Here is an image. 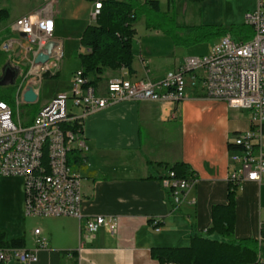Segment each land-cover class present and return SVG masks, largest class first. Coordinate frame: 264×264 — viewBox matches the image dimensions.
<instances>
[{"label": "crops", "instance_id": "0c3cea01", "mask_svg": "<svg viewBox=\"0 0 264 264\" xmlns=\"http://www.w3.org/2000/svg\"><path fill=\"white\" fill-rule=\"evenodd\" d=\"M40 3L38 0L23 14L34 11ZM88 24H81L79 33ZM146 30L141 43H135L136 29L132 38L134 72L107 69L95 85L97 92H104L112 76L157 81L176 69L185 56H194L189 52L193 47L185 49L159 31ZM54 35L62 37L59 29ZM74 48L87 51L76 44L66 48V55L70 56ZM10 54L15 57L19 53ZM74 61L73 70H77L80 60ZM57 73L61 76V69ZM201 87L200 82L196 88H188L186 98L176 104L123 100L84 117L81 137L87 150H77L82 162L70 165L80 177L82 218L26 216L22 184L20 218L5 221L0 230L6 232L8 240L23 236L24 247L35 250L36 259L6 264H160L150 255L152 247H186L191 236L204 234L212 224V206L227 203L229 171L235 166L228 148L231 136L248 129L250 118L241 119L224 101L205 97ZM67 92L50 94L32 116L24 118L23 125L30 124L51 97ZM178 162L185 164L186 175L196 180L184 202L174 208L166 176ZM235 201L234 238L259 239L264 227V184L241 182ZM96 215L115 217V232L106 225L96 232H86L85 218ZM153 218L160 219L158 228ZM35 227L47 242L45 248L37 247ZM260 261L264 263V254Z\"/></svg>", "mask_w": 264, "mask_h": 264}, {"label": "built area", "instance_id": "2783aa9c", "mask_svg": "<svg viewBox=\"0 0 264 264\" xmlns=\"http://www.w3.org/2000/svg\"><path fill=\"white\" fill-rule=\"evenodd\" d=\"M57 2L41 0L34 11L19 15L9 25L10 35L0 42V50L19 53L13 58L15 67L27 68L17 86V108L25 103L22 94L28 87L38 96L43 77L59 71L63 50L62 40L54 35ZM100 2L95 0L90 10L94 21L101 8ZM245 24L252 29L249 39L236 40L226 33L209 53L185 57L176 69L157 81L112 76L106 81L104 92L99 93L94 85L88 84L90 78L79 68L72 74L71 91L51 97L28 125L15 122L11 106L0 98V176L22 179L24 214L82 218L80 177L67 163V157L70 149L85 152L87 146L80 130L71 132L55 126V119L77 120L82 124L87 115L123 100L176 104L186 98L188 88H196L200 82L205 97L222 100L230 108L250 111L249 128L233 133L230 139L235 147L230 152V161L235 166L229 171L228 182L237 187L243 181L264 184V0H256L255 8L245 14ZM50 41L53 42L51 60L35 62L37 47ZM42 132H51L52 140L46 145L45 168L36 169L35 139ZM166 178L169 196L176 208L184 202L196 179L192 175L177 176L172 169L168 170ZM159 222L158 218L152 219L155 225ZM104 225L111 233L115 232L116 218L87 217L84 230L93 233ZM33 233L37 236V247L45 248L47 242L40 235V228L35 227ZM35 259V250L0 247V264L12 260L29 263Z\"/></svg>", "mask_w": 264, "mask_h": 264}, {"label": "trees", "instance_id": "16d2710c", "mask_svg": "<svg viewBox=\"0 0 264 264\" xmlns=\"http://www.w3.org/2000/svg\"><path fill=\"white\" fill-rule=\"evenodd\" d=\"M170 0H168L169 2ZM101 8L93 24H88L81 35L80 45L87 48L85 52L74 51L72 56L80 60L82 74L90 78L88 84L96 85L107 69L118 70L125 68L128 73L132 68L133 51L132 38L135 34L133 25L140 17L141 7L154 12H160L158 0H101ZM9 17L6 8L0 9V22ZM244 26H248L245 24ZM184 28V27H183ZM190 34L186 39L175 40L176 45H191L210 34L223 36L227 32L237 30L212 26H192L184 28ZM241 29V28H240ZM251 29V28H250ZM252 32V29H251ZM10 35L6 29L0 34V42ZM0 55L13 62L11 54L0 51ZM7 65V64H6ZM5 65V66H6ZM4 67V66H3ZM2 67V68H3ZM23 67L22 75L26 71ZM54 75H45L43 79L57 78ZM4 98V95H1ZM64 124V125H63ZM65 130L82 132V124L77 120L63 123ZM230 152L235 147L229 143ZM77 149H70L67 157L69 165L81 163L82 158L76 154ZM73 156V158H72ZM170 169L177 176L186 175V165L178 162ZM237 186L228 183L227 203L216 204L211 208L212 224L204 234L191 236L190 245L186 247H152L150 255L160 264H261L260 256L264 254V227L260 229L259 239L252 237L235 239L233 236L235 223ZM160 223L155 225L158 228ZM24 247V237L6 238V232L0 230V247Z\"/></svg>", "mask_w": 264, "mask_h": 264}, {"label": "rangeland", "instance_id": "374dc122", "mask_svg": "<svg viewBox=\"0 0 264 264\" xmlns=\"http://www.w3.org/2000/svg\"><path fill=\"white\" fill-rule=\"evenodd\" d=\"M38 0H0V9L6 8L9 11V17L0 22V34L5 32L10 23L15 18L27 10L33 9ZM54 6L56 12V29L62 33L64 40L62 46L63 58L59 63L61 76L49 78L39 85V95L35 103H21L17 108L15 97L17 86L21 82L22 68H17L12 62H7L0 55V74L6 69L13 71L15 77L12 84L0 86V98L7 101L12 108L13 120L23 125L26 116H32L36 108L47 99V97L58 91H71L72 74L75 68V61L72 53L77 51L75 48L70 56L66 55V48L80 44L82 32L79 33L81 24L94 23L90 17V5L93 0H57ZM139 1V0H138ZM160 12H154L145 7L140 9V17L134 24L137 30L135 43L139 44L144 39V31H159L170 38L172 43L175 40L188 39L190 34L184 28L192 26H212L230 29L232 26L237 30L230 31L236 40H247L251 37V27L245 25V14L252 11L256 6V0H158ZM141 2V1H140ZM143 2V0H142ZM76 18V20H74ZM184 27V28H183ZM241 28V29H240ZM221 38V35L210 34L198 42L191 45H181L188 48L193 47L189 52L196 55H205L209 53L211 47ZM144 42V41H143ZM25 43V41H24ZM2 51V50H0ZM4 53V51H2ZM10 54V53H9ZM187 57V56H185ZM184 57V58H185ZM15 58V57H13ZM22 56L20 55V59ZM183 58V59H184ZM182 59V60H183ZM7 64V65H6ZM6 65V66H5ZM4 66V67H3ZM3 67V68H2ZM73 70V71H72ZM4 95V98L1 97ZM232 112L241 119L250 118V111L246 109L232 108ZM23 182L20 177L0 176V225L5 221H17L19 217V204L21 199V186ZM27 221L29 217H26Z\"/></svg>", "mask_w": 264, "mask_h": 264}, {"label": "bare ground", "instance_id": "6f19581e", "mask_svg": "<svg viewBox=\"0 0 264 264\" xmlns=\"http://www.w3.org/2000/svg\"><path fill=\"white\" fill-rule=\"evenodd\" d=\"M45 46L37 47V54L39 52L47 53ZM52 58V50L48 53V60ZM66 122V119H55V126H61ZM64 125V124H63ZM52 140L51 132H42L38 138L35 139V160L36 169H44L46 166V145Z\"/></svg>", "mask_w": 264, "mask_h": 264}, {"label": "water", "instance_id": "95a60500", "mask_svg": "<svg viewBox=\"0 0 264 264\" xmlns=\"http://www.w3.org/2000/svg\"><path fill=\"white\" fill-rule=\"evenodd\" d=\"M24 36V34H22ZM53 46V42L50 41L48 42L44 49L46 50L47 53L44 52H39L35 56V62H45L48 59V53L50 52L51 48ZM9 77V79H6ZM15 77V73L13 71H10L9 69H6L3 78L0 80V85H8L13 83V79ZM22 99L25 103H35L38 99L37 94L34 92L32 87H28L26 91L22 94Z\"/></svg>", "mask_w": 264, "mask_h": 264}, {"label": "flooded vegetation", "instance_id": "af4514ba", "mask_svg": "<svg viewBox=\"0 0 264 264\" xmlns=\"http://www.w3.org/2000/svg\"><path fill=\"white\" fill-rule=\"evenodd\" d=\"M4 71L0 74V80L3 78V76H4ZM6 79H9V77H7ZM1 86V85H0Z\"/></svg>", "mask_w": 264, "mask_h": 264}]
</instances>
